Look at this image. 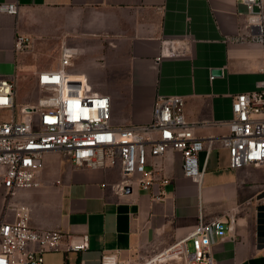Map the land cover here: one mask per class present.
<instances>
[{
    "label": "crops",
    "instance_id": "1",
    "mask_svg": "<svg viewBox=\"0 0 264 264\" xmlns=\"http://www.w3.org/2000/svg\"><path fill=\"white\" fill-rule=\"evenodd\" d=\"M11 2L16 13L0 8V78L36 81L40 69L59 66L62 45L76 48L71 70L111 95L115 125L148 122L158 95L181 94L196 136L222 135L234 95L264 77V48L248 38L240 0H0ZM18 33L30 36V47L16 49ZM164 40L181 42L185 53L157 59ZM44 160L40 186L0 189V220L13 221L27 204L33 226L89 233L90 244L48 251L43 264H101L106 251H117L121 264H140L188 235L200 214L232 212L233 231L213 243L217 264H264V163L233 167L218 142L199 187L169 148L158 162L171 181L156 198L159 188L137 184L117 193L119 166H78L60 150Z\"/></svg>",
    "mask_w": 264,
    "mask_h": 264
},
{
    "label": "built area",
    "instance_id": "2",
    "mask_svg": "<svg viewBox=\"0 0 264 264\" xmlns=\"http://www.w3.org/2000/svg\"><path fill=\"white\" fill-rule=\"evenodd\" d=\"M240 1L247 9L248 38L264 48V0ZM0 8L16 13L18 3ZM30 43L29 35L17 34L16 49H27ZM76 53V48L62 45L59 66L38 71L36 84L44 94L35 103H19L17 80L0 78V189L40 186L44 156L52 150L62 151L78 166H119L123 178L114 185L117 193L137 184L159 188L156 198L164 197L171 181L158 162L169 148L181 154L184 173L199 187L218 142L229 149L233 167L264 163V77L254 89L234 95L229 132L203 138L187 120L181 94L158 95L148 122L113 124L111 95L93 87L85 73L71 70ZM181 53V42L164 40L157 59ZM260 70L264 73V63ZM30 219V207L20 204L13 221L0 220V264H43L48 251L89 247V233L75 238L61 227L33 226ZM236 219L233 212L226 219L206 220L200 214L188 235L140 264H217L213 243L233 231ZM101 264H121L117 251L103 252Z\"/></svg>",
    "mask_w": 264,
    "mask_h": 264
},
{
    "label": "rangeland",
    "instance_id": "3",
    "mask_svg": "<svg viewBox=\"0 0 264 264\" xmlns=\"http://www.w3.org/2000/svg\"><path fill=\"white\" fill-rule=\"evenodd\" d=\"M17 90V99L19 103H35L38 98L44 94V91L38 87L35 78L32 76H26L23 79H19L17 83ZM190 246L192 247V244H190Z\"/></svg>",
    "mask_w": 264,
    "mask_h": 264
},
{
    "label": "water",
    "instance_id": "4",
    "mask_svg": "<svg viewBox=\"0 0 264 264\" xmlns=\"http://www.w3.org/2000/svg\"><path fill=\"white\" fill-rule=\"evenodd\" d=\"M215 72H220L221 69L220 68H217V69H214Z\"/></svg>",
    "mask_w": 264,
    "mask_h": 264
}]
</instances>
